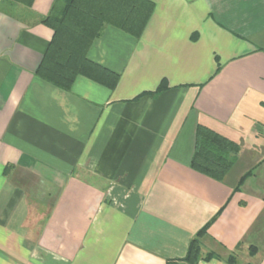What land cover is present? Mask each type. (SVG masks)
I'll list each match as a JSON object with an SVG mask.
<instances>
[{
	"label": "crops",
	"instance_id": "crops-1",
	"mask_svg": "<svg viewBox=\"0 0 264 264\" xmlns=\"http://www.w3.org/2000/svg\"><path fill=\"white\" fill-rule=\"evenodd\" d=\"M149 1L89 52L112 91L36 76L54 0L0 8V264H187L210 222L197 264H264V0ZM198 125L241 148L223 182L190 167Z\"/></svg>",
	"mask_w": 264,
	"mask_h": 264
},
{
	"label": "trees",
	"instance_id": "trees-1",
	"mask_svg": "<svg viewBox=\"0 0 264 264\" xmlns=\"http://www.w3.org/2000/svg\"><path fill=\"white\" fill-rule=\"evenodd\" d=\"M35 0H3L0 8L13 11L14 6L30 9ZM155 5L149 0H54L49 15L41 23L53 31V38L36 70V76L50 84L70 90L77 78L84 77L109 90L116 89L120 76L89 59L94 42L107 27L116 28L135 39L141 38ZM12 15V14H11ZM165 82L157 94L165 91ZM240 146L216 131L198 125L191 169L215 181L223 182L236 164ZM253 171L239 182L237 191ZM208 223L191 241L185 262L197 264L213 255H202L201 239L207 234ZM235 262L234 258L230 263Z\"/></svg>",
	"mask_w": 264,
	"mask_h": 264
}]
</instances>
